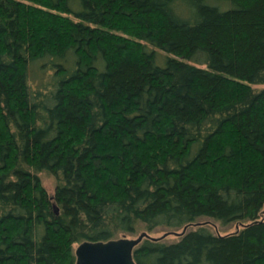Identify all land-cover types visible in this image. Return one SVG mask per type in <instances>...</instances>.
Instances as JSON below:
<instances>
[{
	"label": "trees",
	"instance_id": "obj_1",
	"mask_svg": "<svg viewBox=\"0 0 264 264\" xmlns=\"http://www.w3.org/2000/svg\"><path fill=\"white\" fill-rule=\"evenodd\" d=\"M263 209L264 0H0V264H264Z\"/></svg>",
	"mask_w": 264,
	"mask_h": 264
},
{
	"label": "water",
	"instance_id": "obj_2",
	"mask_svg": "<svg viewBox=\"0 0 264 264\" xmlns=\"http://www.w3.org/2000/svg\"><path fill=\"white\" fill-rule=\"evenodd\" d=\"M193 224L189 223L184 225L181 231H166L161 236H153L148 231L143 230L136 236H122L108 240L81 241L75 248V264H140L134 259L133 254L135 247L144 238L161 240L168 234L181 236ZM201 224L203 223L197 222L194 225Z\"/></svg>",
	"mask_w": 264,
	"mask_h": 264
},
{
	"label": "rangeland",
	"instance_id": "obj_3",
	"mask_svg": "<svg viewBox=\"0 0 264 264\" xmlns=\"http://www.w3.org/2000/svg\"><path fill=\"white\" fill-rule=\"evenodd\" d=\"M254 86L255 87H261V86H263V84H256ZM38 174L41 178V181H42L44 187L48 190L49 193H52L54 188H55V185H56V178L51 173H48L46 171H41ZM263 216H264V212H263ZM197 222L203 223V225H206L207 227H209V229H211L215 233H228V232L235 231L238 227H240L243 223H245V220L233 221V222H230L228 224H222L219 220H217L215 218L202 217V218H199L197 221H194L193 223L195 224ZM194 224L190 225L188 227V229H190L194 226H197ZM143 230L144 229L140 228L134 234H125L122 236H136L137 234H139ZM166 231H168V230L157 228L156 230L149 231V233L153 236H161ZM176 231H181V230H176ZM122 236H120V237H122ZM178 238H179V235H177V234H168L167 236H165L163 238V240L166 242H170V241H175ZM77 245H78V243H76L74 245V247L76 248Z\"/></svg>",
	"mask_w": 264,
	"mask_h": 264
}]
</instances>
